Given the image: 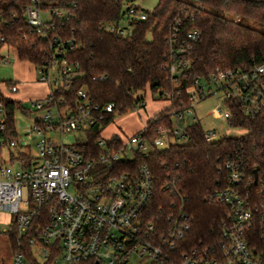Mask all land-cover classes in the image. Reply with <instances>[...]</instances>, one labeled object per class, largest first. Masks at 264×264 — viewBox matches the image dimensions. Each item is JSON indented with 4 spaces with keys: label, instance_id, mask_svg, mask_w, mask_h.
<instances>
[{
    "label": "built area",
    "instance_id": "2783aa9c",
    "mask_svg": "<svg viewBox=\"0 0 264 264\" xmlns=\"http://www.w3.org/2000/svg\"><path fill=\"white\" fill-rule=\"evenodd\" d=\"M53 3L56 0H31L22 8L26 23L53 50L49 60L36 65L40 80L50 83L49 68L61 62L60 79H53L56 87L45 98L31 102L35 109L43 110L42 118L33 120L25 137L17 132L9 137L2 133L4 112L0 106V211L11 215L9 227L3 231L14 229L16 235L13 264L29 261L22 250L25 235L24 243L38 264H264V155L251 171L241 157L230 154L216 165L221 182L213 195L226 213L218 223L217 235L208 241L191 242L186 236L190 214L183 209L184 197L178 191L180 205L164 213L152 211L153 179L145 161L130 171L114 169L118 159H129L122 156L127 149L145 152L146 141L154 148L171 137L175 141L184 137L186 124L179 125L177 119L192 113L194 102L209 92L206 84L210 82L219 83L225 101L237 103L241 113H258L264 103V60L249 66L216 68L206 77H195L187 89L189 103L170 111L173 125L156 129L152 142L140 132L125 141L116 134L104 138L99 132L96 144L100 151L86 157L76 147L77 139L84 137V130L104 112L111 111L114 103L99 108L82 89L74 103L62 95L54 96L53 90L68 89L79 70L76 62L69 63L61 56L72 48V42L53 33L54 19H67L69 7L64 2ZM44 12L47 19L41 16ZM127 13L137 14L138 10L129 6ZM10 16L16 18L14 12ZM138 18H145L143 11ZM107 28L124 34L119 25ZM197 36V29L186 32L175 58L166 63L170 73L189 65L186 50ZM9 89L17 90L14 81ZM222 116L226 120L230 116L227 107ZM145 128L144 123L141 129ZM29 132L38 136L36 151L30 148ZM213 133L203 130L204 139L211 141ZM113 135L119 139L118 145ZM66 136L75 139L66 143ZM97 164L106 166V171L94 168Z\"/></svg>",
    "mask_w": 264,
    "mask_h": 264
},
{
    "label": "trees",
    "instance_id": "16d2710c",
    "mask_svg": "<svg viewBox=\"0 0 264 264\" xmlns=\"http://www.w3.org/2000/svg\"><path fill=\"white\" fill-rule=\"evenodd\" d=\"M30 2L0 0V48L4 44L10 45L18 58L40 65L51 58L53 50L24 19L22 8ZM56 2L53 4L64 2V6L69 7V15L67 19H54L53 33L72 42V48L64 50L61 56L69 63H77L79 75L71 79L68 89L53 90L54 96L62 95L74 103L78 90L82 89L90 102L99 108L108 102L114 103L111 111L104 112L101 119L84 130V137L77 139L75 145L86 157L100 151L96 144L99 132L115 113L142 104V98L135 97L137 90L148 86L151 92L158 91L159 97L169 99V105L149 117L144 130L137 131L152 142L156 129L173 125L170 111L189 103L187 89L195 77H206L216 68L249 66L264 60V29L247 26L220 12L245 16L264 26V0H157L152 10H142L144 19L128 18L132 30L126 34L109 30L107 26L119 25L124 12L122 5L133 6L131 0ZM12 12L15 19L10 16ZM192 29L198 30V36L186 50L190 63L172 74L166 63L175 58L186 32ZM147 33H150L149 39ZM3 60L0 53V62ZM10 82L5 81L7 85ZM225 103L230 111L227 123L245 128L243 135L206 141L200 124L192 121L184 128V141H174L167 147H154L145 152L136 150L132 158L118 159L114 164L116 172L133 170L141 160L148 164L153 179L152 211L164 213L171 211L172 206L180 205L177 191L184 197L183 209L190 214L186 236L191 242L212 240L226 213L225 206L213 195L217 182H221L216 170L218 162L229 154L235 155L241 157L251 171L252 165L260 162L264 155V103L253 116L241 113L235 102ZM0 106L4 112L2 133L15 136L12 115L15 109H22L21 102L5 97L0 91ZM114 137L115 145H118L119 139ZM95 167L106 171L104 165ZM100 180L103 181L104 176ZM166 183L170 186L166 187ZM6 233L12 250H15L14 229ZM24 237L21 238L22 250L31 264H38L25 245Z\"/></svg>",
    "mask_w": 264,
    "mask_h": 264
},
{
    "label": "rangeland",
    "instance_id": "374dc122",
    "mask_svg": "<svg viewBox=\"0 0 264 264\" xmlns=\"http://www.w3.org/2000/svg\"><path fill=\"white\" fill-rule=\"evenodd\" d=\"M156 2L157 0H131V4L140 9L137 14L132 15L127 13L129 4H123L122 11L124 12L118 24L119 27L123 29L124 34L132 30V24L129 23L128 18L132 16L138 18L139 13L143 9L148 11L152 10ZM220 12L247 26L264 29L262 24L248 17L223 11ZM41 16L43 19H47L48 13L44 12ZM146 38H150V33H147ZM0 53L4 56V60L0 62V91L5 97L13 98L21 102L22 109H15L12 117L15 131L18 135L25 137L24 134L26 129L32 124L33 120L42 118L43 116V110L35 109L31 105V102L45 98L49 90L56 87V84L53 83V79H60L59 68L61 62L49 68V78L51 81L50 83H46L40 80L38 67L27 59L18 58L12 46L4 44L0 48ZM6 80L14 81L17 90L10 91L9 85L5 83ZM207 88H210L209 92H206L204 97L194 102L191 114H184L182 118L177 119L178 124L183 126L192 121H196L203 130L214 131L211 140L218 139L222 136L237 137L243 135L246 132L245 128L230 126L222 116V112L226 109V103L224 92L219 88V83L210 82L206 84V89ZM135 97L142 98V104L125 112L115 113L112 120L100 131L102 137L106 138L111 134H116L125 141L140 130L149 117L169 105L168 98L164 96L159 97L158 91L151 92L148 86L137 90L135 92ZM1 119L2 115L0 114V120ZM28 134L30 148L32 151H36L35 140L38 136L30 132ZM74 139L73 137L66 136L63 138V141L71 143ZM175 140L176 139L171 137L157 144L156 147H167L169 142H174ZM177 140L184 141L185 137H180ZM143 149L150 150L152 147L146 141ZM122 156L124 158H132L133 152L127 149ZM14 166L17 165L15 164ZM10 220L11 215L7 211H0V264H13L14 260V250H12L10 246L8 234L3 231V228L7 229L9 227ZM27 262L26 264H31L29 261Z\"/></svg>",
    "mask_w": 264,
    "mask_h": 264
},
{
    "label": "water",
    "instance_id": "95a60500",
    "mask_svg": "<svg viewBox=\"0 0 264 264\" xmlns=\"http://www.w3.org/2000/svg\"><path fill=\"white\" fill-rule=\"evenodd\" d=\"M254 177L256 178V171L254 170Z\"/></svg>",
    "mask_w": 264,
    "mask_h": 264
},
{
    "label": "crops",
    "instance_id": "0c3cea01",
    "mask_svg": "<svg viewBox=\"0 0 264 264\" xmlns=\"http://www.w3.org/2000/svg\"><path fill=\"white\" fill-rule=\"evenodd\" d=\"M112 135V134H111Z\"/></svg>",
    "mask_w": 264,
    "mask_h": 264
}]
</instances>
